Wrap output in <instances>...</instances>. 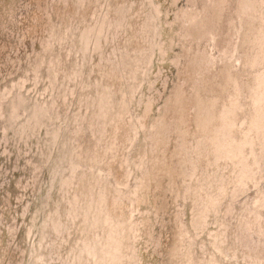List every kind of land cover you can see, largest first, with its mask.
<instances>
[{"label":"rangeland","instance_id":"obj_1","mask_svg":"<svg viewBox=\"0 0 264 264\" xmlns=\"http://www.w3.org/2000/svg\"><path fill=\"white\" fill-rule=\"evenodd\" d=\"M0 264H264V0H0Z\"/></svg>","mask_w":264,"mask_h":264}]
</instances>
